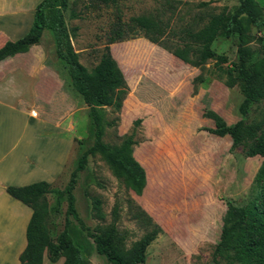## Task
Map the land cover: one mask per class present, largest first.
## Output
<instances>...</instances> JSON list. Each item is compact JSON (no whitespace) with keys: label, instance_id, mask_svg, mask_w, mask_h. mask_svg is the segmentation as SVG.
<instances>
[{"label":"rangeland","instance_id":"374dc122","mask_svg":"<svg viewBox=\"0 0 264 264\" xmlns=\"http://www.w3.org/2000/svg\"><path fill=\"white\" fill-rule=\"evenodd\" d=\"M39 1L0 0V3L5 11L14 8L28 11L29 6ZM255 1L264 10V0ZM238 2L117 0L115 6L106 7L95 0H69L63 15L78 62L89 70L96 64L105 45L109 24L116 16L123 21L135 16H157L179 26L202 10L231 12ZM202 3L205 6L199 7ZM27 25L25 23L24 28L16 31L15 39L26 33L30 26ZM248 32L252 38L247 44L251 51L255 55L264 52V28L249 27ZM50 37L49 31L44 30L43 44L48 46L46 38ZM236 44L233 37H218L211 49L224 55L228 64L237 61ZM108 48L123 75L125 95L117 113L105 108V118L114 123L105 128L102 141L116 145L132 134L136 142L132 157L143 169L144 186L140 195H135L97 154L88 155L84 168L76 174L72 190L74 210L85 229L67 214L70 237L89 264H109L95 253L86 230L95 233L97 229L113 224L127 249L144 233L134 217V212L139 209L160 229L146 248L142 264H235L214 253L221 217L227 205L241 204L245 200L261 158L245 156L253 140L231 150L227 137L208 133L206 129L212 128V122L203 118L202 112L204 108L212 110L226 124H233L239 118L238 106L242 100L237 87H225L215 75L193 86V78L200 72L207 75L206 72L212 70V62L205 63L201 69L193 68L143 37L115 42ZM259 110L260 104L254 105L248 119L258 118ZM61 116L57 112L56 122H62ZM78 120L75 124L74 119L70 131L73 148L65 155L66 148L62 149L58 155V159L64 158V166L49 183L53 190L65 187L78 157L91 144L85 139L87 117ZM136 120L138 124H134ZM84 139L86 141L79 144ZM93 199L99 201L101 218L92 211ZM0 201V219L19 214L17 219L8 217L9 224L20 222V216L30 212L18 202ZM46 201L49 208L54 204V195L47 194ZM65 212L66 201L62 197L59 213L48 212L45 220L52 238L62 230ZM42 259L43 264H52L45 253ZM61 261L53 264H61Z\"/></svg>","mask_w":264,"mask_h":264},{"label":"trees","instance_id":"16d2710c","mask_svg":"<svg viewBox=\"0 0 264 264\" xmlns=\"http://www.w3.org/2000/svg\"><path fill=\"white\" fill-rule=\"evenodd\" d=\"M68 1L40 0L34 6L26 33L0 47L1 61L26 52L29 47L38 43L43 30L49 31L54 54L64 66L71 87L87 107L85 139L91 141L90 146L78 157L62 190H53L43 181L5 188L8 196L31 211L24 232L25 246L18 256V264H42L44 253L49 263L62 259L61 264H89L79 246L70 237L67 218V214L71 215L83 228L74 210L72 190L76 174L84 168L88 155L97 154L116 178L121 179L135 195H140L145 178L143 169L132 157V147L136 143L132 134L123 137L116 145L102 141L105 128L114 123L113 120L105 118V108L109 107L111 112L117 113L125 95L123 75L112 59L108 46L137 37L156 44L193 68L201 69L205 63L212 62V70H208L207 75L200 72L195 76L192 80L193 86L203 83L206 77L215 75L225 87H237L242 99L238 106V120L228 125L212 110L204 108L202 117L212 122V128L206 131L216 137H227L231 150L253 140L245 156H258L261 162L245 200L241 204L227 205L221 217L220 234L214 253L235 264H264V52L255 55L247 45L252 39L248 28H264V10L255 0H239L231 12L202 10L179 26L157 16H135L127 21L116 16L109 24L105 45L96 64L88 70L78 62L64 22L63 14L68 7ZM95 1L106 7L115 6L117 3V0ZM218 37L236 39V62L227 64L224 55L216 54L211 49V44ZM256 104H260L258 118L249 120L248 113ZM138 122L136 120L134 124ZM85 139L79 144L85 142ZM257 188L260 191H256ZM47 194L54 195V204L49 208ZM62 197L66 201L64 226L52 238L48 234L45 220L48 212L55 215L59 213ZM92 211L96 217L101 218L99 201L96 199L92 201ZM134 213L144 233L127 249L113 224L97 229L95 233L86 230L95 253L103 256L109 264L144 263L146 248L160 233L159 227L143 211L136 209Z\"/></svg>","mask_w":264,"mask_h":264},{"label":"crops","instance_id":"0c3cea01","mask_svg":"<svg viewBox=\"0 0 264 264\" xmlns=\"http://www.w3.org/2000/svg\"><path fill=\"white\" fill-rule=\"evenodd\" d=\"M35 5L28 11H5L0 3V47L16 40V31L25 23L30 25ZM43 32L26 52L0 61V200L9 204L18 201L5 193L6 187L51 183L64 166L59 153L66 148L65 155L73 148L74 119L76 124L87 117V107L54 54L51 37L46 38L48 46L41 41ZM57 112L62 115L60 123ZM30 214L23 213L14 224L8 223V217L17 219L19 214L0 219V264H18Z\"/></svg>","mask_w":264,"mask_h":264}]
</instances>
